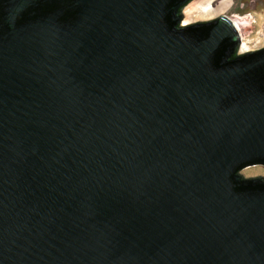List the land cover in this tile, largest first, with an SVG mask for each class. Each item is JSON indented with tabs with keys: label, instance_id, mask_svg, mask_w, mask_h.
<instances>
[{
	"label": "water",
	"instance_id": "1",
	"mask_svg": "<svg viewBox=\"0 0 264 264\" xmlns=\"http://www.w3.org/2000/svg\"><path fill=\"white\" fill-rule=\"evenodd\" d=\"M191 0H0V264H264V47Z\"/></svg>",
	"mask_w": 264,
	"mask_h": 264
},
{
	"label": "rangeland",
	"instance_id": "2",
	"mask_svg": "<svg viewBox=\"0 0 264 264\" xmlns=\"http://www.w3.org/2000/svg\"><path fill=\"white\" fill-rule=\"evenodd\" d=\"M222 1L224 0H212L211 3L206 0L189 1L182 9L183 19L181 23L191 24L196 21L211 20L225 14L240 22V30L238 31L241 40L238 53L264 47V0H227L229 2H227L225 9L209 16H204L201 13L204 8L216 9ZM240 172L245 177H264V164H251L243 167Z\"/></svg>",
	"mask_w": 264,
	"mask_h": 264
},
{
	"label": "bare ground",
	"instance_id": "3",
	"mask_svg": "<svg viewBox=\"0 0 264 264\" xmlns=\"http://www.w3.org/2000/svg\"><path fill=\"white\" fill-rule=\"evenodd\" d=\"M192 1V0H191ZM203 1V0H202ZM207 2H210L211 3V1L212 0H206ZM227 2H229V1H227V0H224V1H222V3L216 8V9H212V8H204L203 10H201L202 12V14L204 15V16H209V15H212V14H214L215 12H217V11H220V10H223V9H225L226 8V4H227ZM189 5V4H188ZM205 5V4H204ZM191 6V5H190ZM233 19V22H235V25H236V27H237V29L238 30H240L239 28H240V22L237 20V19H234V18H232Z\"/></svg>",
	"mask_w": 264,
	"mask_h": 264
}]
</instances>
